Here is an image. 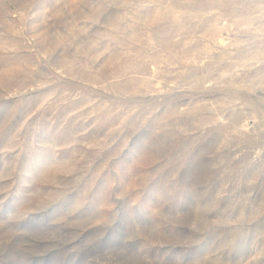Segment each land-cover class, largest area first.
Masks as SVG:
<instances>
[{"label":"rangeland","instance_id":"1","mask_svg":"<svg viewBox=\"0 0 264 264\" xmlns=\"http://www.w3.org/2000/svg\"><path fill=\"white\" fill-rule=\"evenodd\" d=\"M0 264H264V0H0Z\"/></svg>","mask_w":264,"mask_h":264}]
</instances>
